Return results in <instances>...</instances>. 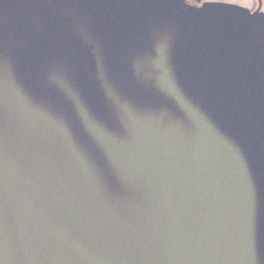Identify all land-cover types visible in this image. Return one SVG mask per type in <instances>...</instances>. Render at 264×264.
Returning <instances> with one entry per match:
<instances>
[{
  "label": "water",
  "instance_id": "1",
  "mask_svg": "<svg viewBox=\"0 0 264 264\" xmlns=\"http://www.w3.org/2000/svg\"><path fill=\"white\" fill-rule=\"evenodd\" d=\"M0 264H264V15L0 0Z\"/></svg>",
  "mask_w": 264,
  "mask_h": 264
},
{
  "label": "snow or ice",
  "instance_id": "2",
  "mask_svg": "<svg viewBox=\"0 0 264 264\" xmlns=\"http://www.w3.org/2000/svg\"><path fill=\"white\" fill-rule=\"evenodd\" d=\"M65 94L70 98L73 105L78 109L77 115L81 124L85 126L86 133L88 135H96L99 132L97 121L92 117L90 111L82 105L80 98L73 94L71 87L65 88ZM71 119V117H69ZM87 146V138L84 140V147ZM247 243H248V252L251 257L255 260L258 253V244H257V234L255 229V224L253 221L252 209L248 210V230H247Z\"/></svg>",
  "mask_w": 264,
  "mask_h": 264
},
{
  "label": "flooded vegetation",
  "instance_id": "3",
  "mask_svg": "<svg viewBox=\"0 0 264 264\" xmlns=\"http://www.w3.org/2000/svg\"><path fill=\"white\" fill-rule=\"evenodd\" d=\"M185 3L193 7H200L203 5H222L230 9H238L247 11L249 14L264 15V0H184Z\"/></svg>",
  "mask_w": 264,
  "mask_h": 264
}]
</instances>
